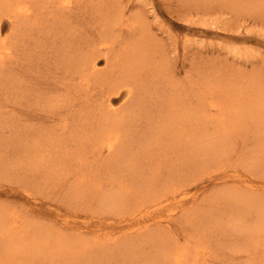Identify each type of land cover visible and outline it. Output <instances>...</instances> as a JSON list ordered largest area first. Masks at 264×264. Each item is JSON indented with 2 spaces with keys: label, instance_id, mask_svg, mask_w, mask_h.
<instances>
[{
  "label": "bare ground",
  "instance_id": "bare-ground-1",
  "mask_svg": "<svg viewBox=\"0 0 264 264\" xmlns=\"http://www.w3.org/2000/svg\"><path fill=\"white\" fill-rule=\"evenodd\" d=\"M92 1L0 0V80L4 74H15L13 85L19 86L23 81L27 82V66L32 62L35 53L40 54L36 57L37 64L41 61L48 62V58L54 57L52 53H55L56 69L64 72H68L71 67L75 69L76 80L79 79L78 86L85 89L90 98L97 100L94 127H84L89 130V134L86 135L85 146H82L77 162L86 164L90 155L100 165L110 166L121 162L128 168V171L126 169V172L114 175L115 193L104 195L101 192H92L90 196L96 209L109 211L118 207L120 210L125 209L119 211L121 216L127 214L124 220L138 219L143 214L163 210L172 201H185L187 192L177 185H170L174 181L172 176L175 173L167 176L166 184L160 183L158 167L163 163L172 166L173 162L179 160L182 165L190 162V146L195 143L196 137H192L193 133L188 129V110L185 103L178 102L177 98H165L162 89H157L154 99L148 96L146 91L150 85L146 82V76L154 67L150 65L152 61H149V56L153 50L147 39L141 34L130 37V40L125 37L117 39L116 35L106 34L103 31V22L106 19L96 11H93L96 13L93 18L91 15L81 17L78 11L87 4H92ZM84 13L85 11L81 15ZM77 27H82L78 35ZM136 28L134 22L124 23V30L131 35H134ZM117 46L120 53H115ZM51 77L60 79L59 73L51 74ZM258 93L260 95L250 103L246 97L240 105L241 108L233 114L228 112L226 104L214 99L199 95L197 101L198 106L208 105L211 111L219 115L216 119L219 125L227 123L230 126L225 128V132L238 131L241 126L254 124L259 139L263 140L259 147L255 143V153L258 155L256 160L263 163L264 86H258ZM181 96L187 99L182 94ZM46 98L50 100V97ZM181 107L185 115L182 122L179 117L183 113H178ZM55 115L51 113L47 116V119L59 122L55 125L57 128L52 127L50 138L56 131H64L70 125L74 126L76 122L83 120L73 118L71 124L69 115ZM198 118L197 129L201 130L206 117L201 115ZM141 119L144 121L142 126ZM3 121L1 119L0 123ZM4 126L9 127L7 124ZM14 130L13 136L20 139V131L16 128ZM28 130L30 129H26ZM0 132V143H6V139L2 137L4 132ZM47 136L48 134L39 132L23 133L24 140L19 143L18 152L24 154L7 159L0 155V173L14 172L21 164H25L24 182L35 186V189H43L45 186L56 188L65 171L52 169V165L45 160L51 151L43 139ZM153 145L158 146L155 152ZM23 148L25 149L21 150ZM30 149L32 150L28 151ZM57 151L54 150V153ZM25 154L26 160H22ZM166 158L167 160L160 161ZM210 160L208 165L201 164L200 168L207 167L208 170L218 162L216 158ZM4 161H7L8 166L13 164L12 167H5ZM141 162L145 165L142 166ZM50 163L54 164L53 158ZM150 163L156 165H146ZM233 173H225L224 176L231 181L253 182L250 179H240L239 175ZM77 179L80 184L83 181H98L99 177L92 170L86 174L81 173V177L78 176ZM142 182H146L145 187ZM155 185L157 189H146ZM74 191L76 196L74 193L64 192V199L71 204L86 201V195L81 198L82 193H76L77 189ZM225 191L211 199L213 205L198 213L195 222L201 226L209 219L222 234H227L230 226L235 227L236 234L242 237L249 256L244 264H264V200L254 193L256 190L251 185L244 190L232 187ZM0 192L2 193L1 190ZM25 194L27 198L36 200L33 193ZM191 210H184L182 207L167 219L154 222L146 219L143 224L140 220L135 224L130 223L127 231L118 237L112 236V244L106 245L108 239L103 240L97 230L93 229L96 225L88 221L78 225L74 220L67 219L64 213L55 212L56 215L53 216L50 212H37L34 207L21 213L11 205L2 204L0 264H201L200 259L190 256L189 246L171 242L168 234L173 223ZM178 214L181 215L174 217ZM222 216L227 217L224 223L220 221ZM58 217H61L60 224ZM188 221L186 219L190 223ZM205 248L201 244L197 245L194 248L195 256Z\"/></svg>",
  "mask_w": 264,
  "mask_h": 264
},
{
  "label": "rangeland",
  "instance_id": "rangeland-1",
  "mask_svg": "<svg viewBox=\"0 0 264 264\" xmlns=\"http://www.w3.org/2000/svg\"><path fill=\"white\" fill-rule=\"evenodd\" d=\"M83 11L85 13L81 15ZM93 11L106 19L103 22L106 34L116 35L117 39L125 37L126 40L141 34L147 39L153 50L149 61L154 67L146 76V82L150 85L146 91L148 96L154 99L157 89H162L165 98H177L178 102L185 103L188 129L193 133L192 137H196L195 143L190 146V162L182 165L179 160L173 162L172 166L163 163L158 167L160 183L166 184L167 176L175 173L170 185H177L187 192L185 201H172L161 211L129 220H124L127 214L121 216L119 213L125 209H96L90 194L115 193L114 175L122 174L128 168L121 162L110 166L100 165L90 155L86 164L77 162L79 152L82 153V146H85L86 135L89 134L85 128L94 127L97 100L90 98L88 92L78 86L79 79L76 80L74 68H69L68 72L56 69L55 53H52L54 57L48 58V62L41 61L39 64L36 57L40 54L35 53L32 62L28 63L25 76L30 84L23 81L26 84L13 85L15 74H4L0 80V120H4L0 123V131L4 132L2 137L6 139V143H0V155L7 159L24 154L18 152V145L24 140L25 132L48 134L43 139L51 151L45 160L52 165V169L64 170L65 175L61 176L56 188L45 186L35 189V186L23 181L25 164H21L14 172H1L0 185L3 188H0V205H11L21 213L33 207L37 212H50L53 216L55 212L64 213L67 219L74 220L78 225L88 221L96 225L93 229L103 240L108 239L106 245L112 244V236L118 237L127 231L130 223L135 224L140 220L143 224L146 219L154 222L167 219L178 208H196V211L191 210L182 218L179 217L181 214L174 215L179 218L170 227L168 234L171 242L189 246L190 256L200 259L201 264H244L249 256L235 227L230 226L227 234H222L209 219L201 226L195 220L198 213L209 209L212 204L210 201L216 194L232 187L244 190L251 185L256 190L254 193L264 200V161H257L258 155L255 153V143L259 147L263 140L259 139L254 124L241 126L238 131L225 132V128L230 126L227 123L219 125L216 121L219 115L211 111L208 105L198 106L197 100L199 95L214 99L226 104L228 112L233 114L241 108L246 97L250 103L260 95L258 86H264V0H93L92 4L81 8L78 14L81 17L91 15L93 18L96 14ZM125 22L137 25L134 35L124 30ZM81 30L82 27H77L76 35ZM120 51L117 46L115 53ZM155 60L156 63H153ZM56 73H59V80L51 77V74ZM181 94L187 99L182 98ZM46 97H50V100ZM181 109L178 113H183ZM51 113H55V116L69 115L71 124L73 118L83 120L64 131H56L50 138L52 127L57 128L55 125L59 123L47 119ZM201 115L206 118L200 130L197 126ZM179 118L182 122L184 113ZM140 123L142 126L144 121L141 119ZM5 124L9 127H5ZM13 128L20 131V139L13 136ZM54 150L58 151L54 153ZM157 150L158 146L153 145V152ZM26 155L22 156V160H26ZM52 158L54 164L50 163ZM210 158L218 160L216 165L208 170L207 167L200 168L201 164L208 165ZM4 165L11 168L13 164L8 166L7 161H4ZM141 165L145 164L141 162ZM146 165L153 167L156 164ZM92 170L97 173L99 180L78 184L80 180L77 177ZM225 173L237 174L240 179L253 182L231 181L224 176ZM145 183L142 182L144 187ZM152 188L157 189V185L146 189L151 191ZM75 189L76 193H82L81 198L86 195V201L71 204L64 199V192L76 196ZM26 192L33 193L36 200L27 198ZM57 219L60 224L61 217ZM226 219V216H222L220 221L224 223ZM199 244L206 248L195 256L194 248Z\"/></svg>",
  "mask_w": 264,
  "mask_h": 264
}]
</instances>
